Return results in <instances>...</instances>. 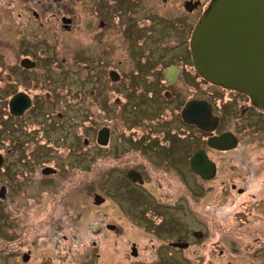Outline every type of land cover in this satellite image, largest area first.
I'll use <instances>...</instances> for the list:
<instances>
[{
	"label": "rangeland",
	"instance_id": "obj_1",
	"mask_svg": "<svg viewBox=\"0 0 264 264\" xmlns=\"http://www.w3.org/2000/svg\"><path fill=\"white\" fill-rule=\"evenodd\" d=\"M143 1L124 5L122 19L109 17L115 28L101 30L95 4L105 11L126 0H0V190L7 188L0 195V264H264V126L243 131L230 117L226 127L239 130L240 146L211 153L220 166L215 179L196 176L188 159L204 140L183 125L178 107L187 96H207L211 89L194 75L190 57L186 79L177 83V148L163 157L155 145L136 141L143 125L176 113L167 92L174 88L151 81L162 77L156 54L171 53L160 45L168 32L141 41L151 50L132 46L142 33L135 21L152 9ZM63 14L73 19L72 31ZM23 55L36 68L23 69ZM181 55L187 59L189 52ZM114 68L122 71L121 81L110 79ZM143 83L148 93H136ZM14 90L36 99L19 120L8 117ZM103 126L112 131L104 147L96 141ZM131 167L146 173L144 186L126 177ZM95 193L105 197L103 204L94 203ZM109 222L122 230L113 231ZM179 237L193 244L175 253L168 239ZM133 241L138 257L131 255Z\"/></svg>",
	"mask_w": 264,
	"mask_h": 264
},
{
	"label": "flooded vegetation",
	"instance_id": "obj_2",
	"mask_svg": "<svg viewBox=\"0 0 264 264\" xmlns=\"http://www.w3.org/2000/svg\"><path fill=\"white\" fill-rule=\"evenodd\" d=\"M60 1L61 0H53V2H60ZM145 1H146V5H149V7H151L152 9H148L149 11L148 14H146V16H143L139 18L137 21H135V23L140 27L142 33L140 35V40H138L137 44L132 43V46L137 50H139L140 52H142L143 50L145 51V49L151 50V48H149V45L145 46L142 43L144 44L147 43V41H149L151 37V34L155 33L156 31H158L159 33H161L160 31L168 32L169 35L168 39L160 41L161 42L160 45L162 46V48L164 47L167 49H171L170 51L171 53H167V56L166 54L165 56H163V54H159L155 52L157 53L156 54L157 56L154 62H157V64H154V66H157L158 63L161 64V66H163L161 72L162 77L158 78L156 76L155 79L151 81H154L153 84H155L156 87H158V85L160 87L162 86L158 83L160 80L164 82L165 86L174 88V92L172 91V89L170 90V92L169 91L167 92L169 94V98L172 97L174 99L173 102H175L174 109L176 110L175 111L176 113L174 116L171 117L167 116V119L164 120H163V118H165L163 117L164 115L160 114L161 116L159 115L158 117H155L157 121L155 122L149 121V126H150L149 128L143 125V128L140 130V135L138 136L136 141L141 142L142 146L149 144H151L152 146L155 145L154 151L157 152V155H161L163 157L164 156L167 157L166 154L170 153V152L166 153L165 151H172L175 147L177 148V141L180 140L177 136V83H179L180 80L186 79L184 78L186 73L184 66H185V62H187L190 57V61H188V63L190 67H192L195 70L194 75L200 79L202 85L203 84L208 85L211 89V92H209L207 96H196L194 94L187 96L183 101H181L180 106L178 107V113H179L178 118L183 122V125L185 127L193 128L195 131H197L198 136L200 135L204 140L203 141L204 146H197L196 148L193 149L192 153L189 155L188 163L190 167H191L190 164L191 157H193L194 153L200 149L206 152L212 164L211 165L212 167L210 166L206 171V174L209 175L208 178H203L199 173L193 170L192 172L196 176L202 178L204 181H212L218 176L220 171V166L217 160L213 158L211 153L212 152L227 153L232 150H236L241 143L239 130L234 128H227L226 127L227 120L230 119V117H232V119H235V121L239 126V129L243 131L251 130V128H259V130H261L262 129L261 127L264 126V109L258 106L248 94L238 89L229 88L224 85L217 84L206 79L197 72L194 66L192 52H191V39L193 36V32L197 24L199 23L201 17L205 13V11L209 8L213 0H178L183 15H180V13L177 14V0H145ZM172 1L174 2V6H172V4L170 5ZM143 3H144L143 0H126L125 4L119 5V8H118V4L117 5L115 4L113 9H108L106 7L107 10L105 11H101L99 7L101 4L100 2L99 4L98 3L95 4V8H96L95 10L97 11V15H98L97 16L98 27L101 30L111 27L115 28V26H111L109 17H115V19L116 18L122 19L124 14L127 12L126 9H124L125 8L124 5H128V6L130 4L143 5ZM155 4L161 6L160 7L161 10H159ZM120 8H122L123 10L119 11ZM34 15L35 17H38L39 12L34 11ZM59 15L60 14H58V16ZM186 18L189 19L187 20ZM62 21L65 22L64 24L65 29L72 31L73 19L63 14ZM132 21H130L129 25L128 24L126 25V23L123 24L122 28L127 30L131 25ZM184 23H186L187 25L183 30H181V26ZM178 25H180V27ZM135 32L136 30L134 29V32L130 33L131 39H133V37L135 36ZM177 33L180 35V40H177ZM142 40L143 42L141 43ZM182 50H186L189 52V56L187 59L182 57L181 55ZM156 51H160V50L157 49ZM143 55L144 53H140L139 55L140 60L141 58H143L142 57ZM25 58H30L32 61L36 63V65L34 67H29V68L23 66L22 60ZM19 63L20 66L25 70H31L33 68H36L37 66V62L29 55L20 56ZM84 63L86 62L84 61L83 64ZM96 71H97V67L93 69L94 75L96 74ZM114 72H116L117 74L113 75ZM121 72L122 71L115 68L111 69L109 72L110 79L112 81H121L123 78V74ZM101 76L102 75H97L96 77L97 81L102 80ZM144 82H146V80ZM187 82L190 81L187 80ZM129 86H131V81ZM137 88H139V91L136 90V93H140L141 95H143L144 93H148L146 90L145 83L139 84ZM148 91H152L151 92L152 96H155V92L153 90H148ZM21 92L26 93L31 98V105L28 108H26L23 114L15 115L11 111L10 100L14 95ZM94 92L95 90L92 91V93ZM13 96L7 103L10 113L12 114V115H8V117L12 116L13 119L19 120L27 113V111L29 112L33 107L36 106L35 97L31 96L29 93H27L24 90L22 91L14 90ZM191 100H203L204 102H206L204 103L205 104L204 106H206L210 110V118L206 121V129H201L196 124L187 123L183 119L182 110L185 107V105ZM144 119L152 120L149 117H145ZM136 125L133 124V126L137 128L141 127L140 124H136ZM103 127H108V126H103ZM103 127H101L100 129H102ZM99 130L97 132V138H98ZM190 131L191 130L188 131L187 135L184 134L183 137H188L189 133H191ZM111 135H112V131L110 130L109 142L111 139ZM220 137H224V139L221 140ZM97 138L96 141L98 143ZM98 144L102 147L108 145V144L102 145L100 143ZM4 162H5V158H4ZM132 169L137 170L142 174L144 179L143 183H140L139 181H135L128 177L127 173ZM126 177L129 179L131 183H133L136 186H138L137 184H139L140 186H144L147 183L146 173L135 167H131L127 170ZM2 187L6 188V186H2ZM232 188L234 190L237 189V191L242 194L246 192L245 187L237 186L236 183H232ZM6 194H7V188H6ZM123 210L125 216L128 217V219H130L133 222L136 221L135 223L138 224L137 220L133 218L130 211H128L125 208H123ZM139 225L141 224L139 223ZM106 226L113 227V231L115 232H120L122 230V228L121 227L119 228V225L114 222H109L106 224ZM192 244L193 242L185 238L179 237L176 239L174 238L168 239L167 246L169 247V249L175 251V253L177 252L180 253L183 250L190 249L192 247ZM130 247H131V255L133 257H138L140 252L139 243L133 241ZM223 252L224 251L221 248L220 254H223ZM27 253L31 257V251L24 253L22 255V260L24 262H28L30 260V259L28 261L24 260V256ZM228 264H234V263L229 262Z\"/></svg>",
	"mask_w": 264,
	"mask_h": 264
},
{
	"label": "water",
	"instance_id": "obj_3",
	"mask_svg": "<svg viewBox=\"0 0 264 264\" xmlns=\"http://www.w3.org/2000/svg\"><path fill=\"white\" fill-rule=\"evenodd\" d=\"M191 52L199 74L214 83L248 94L264 109V0H213L193 32ZM22 65L29 68L36 63L25 58ZM204 103L203 100L189 101L182 110L183 119L206 129L210 110ZM30 105L31 98L24 92L10 100L11 111L15 115L23 114ZM109 137V128L103 127L98 133V143L108 144ZM3 162L4 156L0 153V165ZM190 164L193 171L208 178L206 171L212 164L204 150H197ZM127 175L144 182L137 170L132 169ZM5 194L6 188L2 187L0 195L4 197ZM104 201L102 195L94 194L95 204ZM29 259L27 253L24 260Z\"/></svg>",
	"mask_w": 264,
	"mask_h": 264
},
{
	"label": "bare ground",
	"instance_id": "obj_4",
	"mask_svg": "<svg viewBox=\"0 0 264 264\" xmlns=\"http://www.w3.org/2000/svg\"><path fill=\"white\" fill-rule=\"evenodd\" d=\"M98 194H99V193H98ZM102 196H103V195H102ZM103 197H104V196H103ZM104 198H105V197H104ZM105 200H106V199H105ZM104 202H105V201H104ZM104 202H103V203H104ZM103 203H101V204H103ZM101 204H96V205H101Z\"/></svg>",
	"mask_w": 264,
	"mask_h": 264
}]
</instances>
